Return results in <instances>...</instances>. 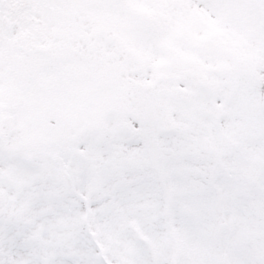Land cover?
I'll use <instances>...</instances> for the list:
<instances>
[{"label":"snow or ice","instance_id":"snow-or-ice-1","mask_svg":"<svg viewBox=\"0 0 264 264\" xmlns=\"http://www.w3.org/2000/svg\"><path fill=\"white\" fill-rule=\"evenodd\" d=\"M0 264H264V0H0Z\"/></svg>","mask_w":264,"mask_h":264}]
</instances>
